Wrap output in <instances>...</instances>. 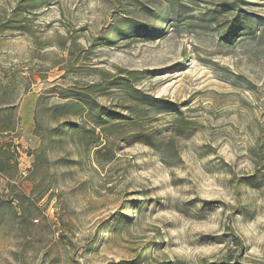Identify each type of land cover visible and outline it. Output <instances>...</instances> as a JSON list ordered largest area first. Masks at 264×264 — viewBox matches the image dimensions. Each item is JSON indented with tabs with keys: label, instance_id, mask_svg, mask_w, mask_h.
Instances as JSON below:
<instances>
[{
	"label": "rangeland",
	"instance_id": "obj_1",
	"mask_svg": "<svg viewBox=\"0 0 264 264\" xmlns=\"http://www.w3.org/2000/svg\"><path fill=\"white\" fill-rule=\"evenodd\" d=\"M25 2L0 0V19ZM222 2L251 19L229 38ZM19 17L0 33L20 144L15 186L0 175V264H264V0H41ZM119 70L177 111L138 109L87 150L46 143L66 88Z\"/></svg>",
	"mask_w": 264,
	"mask_h": 264
},
{
	"label": "trees",
	"instance_id": "obj_2",
	"mask_svg": "<svg viewBox=\"0 0 264 264\" xmlns=\"http://www.w3.org/2000/svg\"><path fill=\"white\" fill-rule=\"evenodd\" d=\"M41 0H26L20 11L14 12L12 17L8 20L0 19V33L4 31H12L17 29H24L27 22L20 19V15ZM50 1V0H44ZM221 9L227 11H235L232 19L228 21L226 26L225 37L229 38L235 34L236 23H243L244 20L251 22V19L245 14L243 8H239L231 2H222ZM243 11V12H242ZM132 27L138 32L136 33H155L150 29L148 24L140 22L135 23ZM235 27V30H234ZM149 29V30H148ZM151 31V32H150ZM156 35V34H153ZM98 44L108 45L112 42V37L106 34L101 36ZM64 44V43H63ZM137 71L119 70L112 74L110 72H103L98 79L86 84L83 87L70 86L66 88V101L64 103L55 104L48 107L50 116L53 117L54 126L47 128L42 138L46 143H53L63 141L67 134L70 141L79 144L84 150H87L91 145L99 143L101 135L106 133V130L115 128L118 124L123 123L124 120L137 117L141 109L143 111H152L155 114L177 111L176 103L163 98L151 96L132 83L136 80ZM5 81H0V175L6 179L8 186H15V180L18 177V160L20 156V144L17 142L16 130L19 123V117L15 104L7 99L11 91V79L5 77ZM119 85L124 92L121 104H102L97 100V94H105L110 91L112 85ZM128 102L129 105L124 103ZM128 111L124 114L123 111ZM140 110V111H141ZM179 112H176V114ZM86 121L85 124L79 123L83 116ZM180 114H178L179 117ZM74 117L75 120H71ZM177 118V117H176ZM181 119V118H178ZM89 123V125H87ZM41 123L37 120L36 131L39 133ZM76 136H75V135ZM77 137V141L74 140ZM99 149L97 152H101ZM45 150L42 149L36 156L35 160L40 162L45 161ZM249 180L253 176H248ZM45 192V191H44ZM32 203V202H31ZM34 204V202H33ZM23 215L22 211L19 214ZM18 215V216H19ZM117 220L124 219V215L116 217ZM227 236L231 245L234 247L241 246V240L233 233ZM214 264H241L237 260L234 261V254H230L224 260Z\"/></svg>",
	"mask_w": 264,
	"mask_h": 264
}]
</instances>
